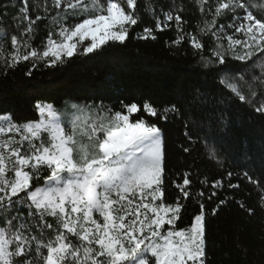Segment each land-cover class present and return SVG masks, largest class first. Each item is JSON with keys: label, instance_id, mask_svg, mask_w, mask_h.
Returning <instances> with one entry per match:
<instances>
[{"label": "snow or ice", "instance_id": "6c2138e0", "mask_svg": "<svg viewBox=\"0 0 264 264\" xmlns=\"http://www.w3.org/2000/svg\"><path fill=\"white\" fill-rule=\"evenodd\" d=\"M197 3L202 14L211 16L203 19L199 36L186 30L181 7L173 4L168 10L162 7L159 16L153 8L155 31L145 27L137 38L155 40L156 32L174 25L176 36L169 43L176 49L191 46L199 56L200 74L218 78L221 102L239 101L264 115V0ZM31 7H43L44 15L33 18L29 0H16L12 11L0 0L4 75L21 62L31 64L26 72L31 76L41 65L62 66L73 57L100 54L106 45H123L140 19L137 0H107L106 5L102 0H51L58 39L49 32L41 51L31 41L49 6L45 0L43 6ZM77 16L84 18L70 24ZM221 18L227 24H218ZM201 36L213 45L208 47ZM9 39L6 56L4 42ZM230 61L242 67H230ZM181 98L187 100L183 111L176 105L157 108L147 100L115 112L66 101L62 112L52 103L37 102L39 118L22 123L10 113L0 114V264H211L206 201H219L211 210V215L218 214L230 202L229 193L247 180L258 189L264 209V179L225 169L218 145L228 120L222 113H209L207 124L186 120L180 148L189 156L202 149L205 163L220 170L219 178L177 172L171 183L179 194L175 202H166L168 145L162 125L185 119V112L208 103L207 94L199 91ZM243 155L249 159L247 152ZM189 200L197 212L190 226L180 228ZM246 210L254 213L251 207ZM45 230L54 236L44 239Z\"/></svg>", "mask_w": 264, "mask_h": 264}, {"label": "trees", "instance_id": "16d2710c", "mask_svg": "<svg viewBox=\"0 0 264 264\" xmlns=\"http://www.w3.org/2000/svg\"><path fill=\"white\" fill-rule=\"evenodd\" d=\"M102 2L106 5L107 0ZM4 3L9 4L8 10L12 11L11 5L16 3V0H4ZM47 3L49 15L38 22L31 41L32 46L41 51L49 32L58 39V25L52 22L55 11L51 9V0H47ZM34 4L43 6L45 0H29L33 18L36 15L43 16V7L36 10L31 7ZM173 4L181 7L180 14L187 21L186 30L199 36L203 19H211V16L200 12L197 0H137V14L140 19L137 25L131 26L129 38L123 45H106L100 54L73 57L62 66L41 65L33 70L31 76L26 75L31 67L29 62H21L15 69L9 70L7 75H4L0 63V114L10 113L16 122L22 123L39 118L34 108L37 102L52 103L56 109H62L66 101L82 105H103L105 109L115 112L122 111L125 104L136 102L142 105L147 100L157 108L176 105L183 111L187 100L181 97H190L199 91L207 94V105L197 104L184 113L185 119L170 120L162 125L168 145L169 179L166 181V202H175L179 194L171 183V180L177 179V172L199 171L202 174L200 179L203 175H207L209 180L219 178L220 170L213 171V165L205 163L207 158L202 155V149L194 150L189 156L182 153L180 148V145L185 143L183 133L186 120L190 118L197 124H207L209 113H222L228 120V128L220 134L222 143L218 145L225 160V169L240 173L248 171L254 179H264V115L247 105L241 106L239 101L221 102L220 89L216 86L218 78L213 80L200 74L203 69L199 64V56L191 46L182 44L176 49L169 43L176 36L174 25L163 32H156L155 40L137 38L143 34L145 27L155 31L153 8L156 16H159L162 7L168 10ZM19 6L17 4V7ZM82 18L84 17H72L69 23L80 22ZM227 22V18H221L218 24ZM7 31L11 34L13 30L8 28ZM228 31L231 33V30ZM200 38L208 47L213 45V41L207 37ZM4 43L7 56L11 51L10 39ZM205 55H208L207 49ZM249 63L251 64V61ZM229 65L234 68L242 67L238 61H230ZM256 71L258 74V70ZM224 91L228 93L229 90ZM139 115L142 113L133 118H139ZM144 118L151 120L147 116ZM192 147L195 149L196 145ZM244 152L248 153L249 159L244 158ZM196 179L194 176V182ZM39 183L42 184L43 181ZM233 183H236V180H233ZM240 183V189L229 193L230 202L222 205L218 214L211 215V210L219 201H206L211 264H264V209L259 206L260 193L256 186L249 184L247 180ZM232 196L235 201H232ZM220 198H223V195ZM241 204L244 207H241ZM248 207L254 210L252 215L246 210ZM196 212L197 205L189 200L178 226H190L191 218ZM49 222L55 224L51 218ZM53 236L52 231L45 230L44 239Z\"/></svg>", "mask_w": 264, "mask_h": 264}, {"label": "rangeland", "instance_id": "374dc122", "mask_svg": "<svg viewBox=\"0 0 264 264\" xmlns=\"http://www.w3.org/2000/svg\"><path fill=\"white\" fill-rule=\"evenodd\" d=\"M226 43H227V41L225 40V44H226ZM81 105H82V104H81ZM64 109H65V107L62 108V109H57V110L62 112ZM85 142H87V141H86V138H85Z\"/></svg>", "mask_w": 264, "mask_h": 264}]
</instances>
